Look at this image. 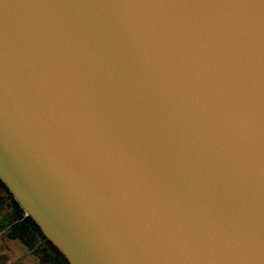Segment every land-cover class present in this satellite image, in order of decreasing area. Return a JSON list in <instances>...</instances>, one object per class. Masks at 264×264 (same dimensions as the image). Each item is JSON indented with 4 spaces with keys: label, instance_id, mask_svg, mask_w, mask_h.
I'll use <instances>...</instances> for the list:
<instances>
[{
    "label": "water",
    "instance_id": "95a60500",
    "mask_svg": "<svg viewBox=\"0 0 264 264\" xmlns=\"http://www.w3.org/2000/svg\"><path fill=\"white\" fill-rule=\"evenodd\" d=\"M0 179L69 264H264V0H0Z\"/></svg>",
    "mask_w": 264,
    "mask_h": 264
},
{
    "label": "crops",
    "instance_id": "0c3cea01",
    "mask_svg": "<svg viewBox=\"0 0 264 264\" xmlns=\"http://www.w3.org/2000/svg\"><path fill=\"white\" fill-rule=\"evenodd\" d=\"M0 264H69L1 179Z\"/></svg>",
    "mask_w": 264,
    "mask_h": 264
},
{
    "label": "trees",
    "instance_id": "16d2710c",
    "mask_svg": "<svg viewBox=\"0 0 264 264\" xmlns=\"http://www.w3.org/2000/svg\"><path fill=\"white\" fill-rule=\"evenodd\" d=\"M55 248H57L56 246H55ZM58 249V248H57ZM59 250V249H58ZM64 256V255H63ZM65 257V256H64ZM66 259V258H65ZM67 260V259H66Z\"/></svg>",
    "mask_w": 264,
    "mask_h": 264
}]
</instances>
